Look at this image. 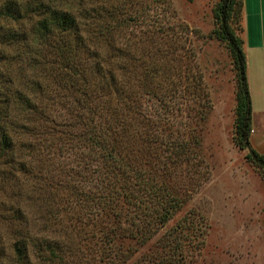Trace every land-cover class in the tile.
Here are the masks:
<instances>
[{"label":"rangeland","instance_id":"obj_1","mask_svg":"<svg viewBox=\"0 0 264 264\" xmlns=\"http://www.w3.org/2000/svg\"><path fill=\"white\" fill-rule=\"evenodd\" d=\"M218 1L49 0L77 28L45 44L32 16L17 56L3 33L20 26L0 19V264H264V172L236 142ZM244 3L232 26L264 155V0Z\"/></svg>","mask_w":264,"mask_h":264},{"label":"trees","instance_id":"obj_2","mask_svg":"<svg viewBox=\"0 0 264 264\" xmlns=\"http://www.w3.org/2000/svg\"><path fill=\"white\" fill-rule=\"evenodd\" d=\"M47 1L49 0H28L23 6L22 2L17 1L16 5L12 2L3 5L0 8L1 20L10 19L20 26V29L14 34L3 33L4 44L9 45V43H12V45L16 47V56L19 52V45L21 43L26 44V35L25 31L21 30L22 26L25 22H28L32 16L40 17V20L37 23V38L45 44L48 42V37L54 32L67 33L77 28L76 18L74 16L68 11L55 8ZM244 6V0H219L214 8V17L218 26L214 35L217 40L226 44L233 58L236 70L238 86L236 110L237 145L243 150H249L247 155L248 159L264 172V155L257 153L250 147L249 143L252 132L253 110L247 77V58L243 49V40L237 35L236 30L232 26L233 21L241 18ZM8 38L10 39L8 40ZM2 82L7 89L6 85L9 81L2 79ZM2 88L0 87V90H4V88ZM6 100L9 101V99L6 98L4 104L8 102ZM0 144V158H2L7 154L6 151L10 150L11 142L8 141V138L2 137ZM115 163H118V161L116 160ZM138 178V184H136V186L139 189L151 186L150 182L146 183L144 180L140 181ZM167 202L168 205L162 209L163 215L160 218V222L163 225L170 220L172 213L178 211L180 208L179 203L174 200H168ZM22 243L23 241L16 242L14 246V255L19 261L28 262L30 257L28 256V253L25 252V249H23Z\"/></svg>","mask_w":264,"mask_h":264}]
</instances>
